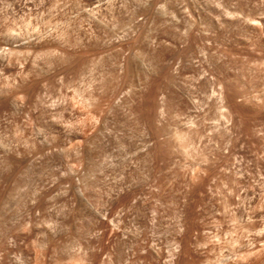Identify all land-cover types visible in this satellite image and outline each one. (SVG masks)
I'll list each match as a JSON object with an SVG mask.
<instances>
[{"label":"rangeland","instance_id":"374dc122","mask_svg":"<svg viewBox=\"0 0 264 264\" xmlns=\"http://www.w3.org/2000/svg\"><path fill=\"white\" fill-rule=\"evenodd\" d=\"M0 264H264V0H0Z\"/></svg>","mask_w":264,"mask_h":264}]
</instances>
